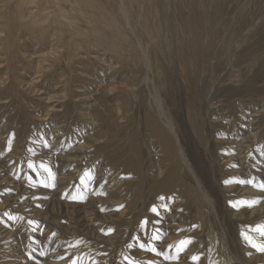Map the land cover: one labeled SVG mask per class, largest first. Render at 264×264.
<instances>
[{"label":"rangeland","instance_id":"374dc122","mask_svg":"<svg viewBox=\"0 0 264 264\" xmlns=\"http://www.w3.org/2000/svg\"><path fill=\"white\" fill-rule=\"evenodd\" d=\"M104 1L110 14L27 2L48 31L22 25L16 46L18 0L0 1V264H264L242 235L264 245V0H163L157 33L151 0ZM192 106L206 145L188 127ZM153 123L181 162L160 152Z\"/></svg>","mask_w":264,"mask_h":264},{"label":"bare ground","instance_id":"6f19581e","mask_svg":"<svg viewBox=\"0 0 264 264\" xmlns=\"http://www.w3.org/2000/svg\"><path fill=\"white\" fill-rule=\"evenodd\" d=\"M0 1H5V0H0ZM12 1V0H11ZM14 1V0H13ZM29 1H31V0H18V2H17V8H18V11L13 15V14H10V12H8L9 14H10V16L12 15V17H13V19H12V21L11 22H9V31H10V39L9 40H11V42L13 43V44H15V46H16V44H18L17 42H16V39H17V35L18 34H20L21 33V31H20V33H18L19 32V28L20 27H23L22 25H24L27 29H28V31L31 33V32H35V31H40L41 33H47L46 31H48V30H45V28H44V26H41L40 25V22L42 21V19H43V15H41V12L40 11H38V12H40L37 16H33L34 17V20H28L29 18V16H28V13H26V11L24 10V7H25V4L27 3V2H29ZM59 1H61V0H59ZM87 1L90 3L88 6H86L88 3H87ZM109 1V0H108ZM123 1V0H122ZM144 1V0H143ZM146 1H149V0H146ZM56 2V1H55ZM74 2H77V3H74ZM107 2V1H106ZM104 0H95V1H90V0H70V2L69 3H67V5L65 6V5H63V8H72V5H74L78 10H81V12L83 11L84 12V10L85 11H87V10H90V9H92L94 6H95V4H96V6H98V7H100L99 9L101 10V12L103 13V14H106V11L108 12V10H110V7L108 6V4L106 3ZM110 2V1H109ZM112 2V1H111ZM110 2V3H111ZM118 3H119V1H117ZM124 2V1H123ZM139 2V1H138ZM156 2V3H155ZM155 2H154V0H151L150 2H147V3H150V4H148V5H146V4H144V5H146V8H145V10H147L149 13H152V11H153V14H155L154 15V19L156 18L157 19V17L158 16H156L157 14L159 15V21L157 20V24H155L153 21H152V23H154V25H156V26H153L154 28H155V33H157V32H160L161 31V29H162V32H163V29H165L166 30V27H165V25L166 24H164L163 25V23L161 22V19H162V17L161 16H163V14H164V9H163V7H165V8H167L166 7V5L164 4V2H163V0H160V3H159V0H155ZM16 3V2H15ZM46 3V2H45ZM137 3V2H136ZM4 4V3H3ZM8 4H11V3H8ZM124 4V3H123ZM133 4V7L136 9V7L134 6V4L135 3H133L132 1L130 2V6ZM138 4V3H137ZM156 4V5H155ZM16 5V4H15ZM46 5V4H45ZM44 5V6H45ZM56 5H58V4H56ZM1 6V5H0ZM111 6V5H110ZM121 6H122V2H121V5H120V8H121ZM126 6V5H125ZM124 6V7H125ZM153 6H154V8H153ZM163 6V7H162ZM7 7V6H6ZM43 7V6H42ZM113 7H115V5L113 6ZM137 7H138V5H137ZM140 7V6H139ZM33 8H34V6H33ZM144 8V7H143ZM124 9V8H123ZM139 9V8H138ZM168 9V8H167ZM35 10V9H34ZM114 10H116V9H114ZM3 11H4V8H0V14H3ZM48 11V10H47ZM99 11V10H98ZM117 11V10H116ZM121 11V10H120ZM126 11V10H125ZM139 11V10H138ZM32 13L31 14H33L34 12H33V10L31 11ZM100 12V13H101ZM110 12V11H109ZM108 12V13H109ZM131 12H133V11H128L127 12V14L128 13H131ZM12 13V12H11ZM51 13V12H50ZM49 13V14H50ZM53 13V12H52ZM88 14H89V16H90V19H92V20H94L98 15L96 14V13H94V12H87ZM101 13V14H102ZM111 13V12H110ZM109 13V14H110ZM120 13V12H119ZM139 13V12H138ZM144 13V12H143ZM35 14V13H34ZM78 14V13H77ZM145 15H147L146 14V12L144 13ZM160 14H161V16H160ZM175 15V14H174ZM5 16H7V15H5ZM9 16V15H8ZM118 17L120 16V15H117ZM121 16H122V14H121ZM134 16H136V15H134ZM133 16V17H134ZM156 16V17H155ZM1 17V16H0ZM112 17V16H111ZM110 17V18H111ZM114 17H116V15L114 16ZM132 17V18H133ZM32 18V17H31ZM109 18V19H110ZM126 18V17H125ZM136 18H138L137 16H136ZM148 18V17H147ZM1 19V18H0ZM156 19H155V21H156ZM45 20V19H44ZM86 22L87 21H91L92 22V20H87V19H84ZM117 20H119V18L117 19ZM123 20H124V18H123ZM137 20V19H136ZM10 21V20H9ZM51 21V20H50ZM108 21H110V20H108ZM111 21H113V20H111ZM168 21L170 22V18H168ZM222 21V20H221ZM7 22V21H6ZM47 22V21H46ZM52 22V21H51ZM124 22H125V20H124ZM148 22V21H147ZM53 23V22H52ZM101 23V22H100ZM48 24V23H47ZM111 24V23H110ZM148 24V23H147ZM171 24V23H170ZM4 25H5V23H4ZM3 25V26H4ZM153 25V24H152ZM1 26V25H0ZM6 26V25H5ZM49 26V25H48ZM47 26V27H48ZM172 26V25H171ZM5 28V27H4ZM6 28H7V26H6ZM49 28V27H48ZM106 30H107V28H105ZM127 29V28H126ZM193 30H196V29H193ZM27 31V30H26ZM179 31H181V30H179ZM38 32H35V33H38ZM106 31L104 30V33H105ZM176 32V31H175ZM103 33V34H104ZM112 33V32H111ZM179 34V33H178ZM7 35V34H6ZM21 35V34H20ZM94 35V34H93ZM107 35V34H106ZM106 35H102V36H106ZM109 35V34H108ZM111 35V34H110ZM4 37V36H3ZM171 37V38H170ZM202 37V36H201ZM19 38H20V36H19ZM165 40H168L169 42H172V41H174V36H173V34L172 35H168L167 34V36H165ZM222 38V37H221ZM177 39V38H176ZM184 39V38H183ZM196 39H198L199 41L201 40V38L199 37V36H195V40ZM2 41H4L3 39H2ZM6 41H8V40H6ZM19 41V40H18ZM162 41V40H161ZM139 42V41H138ZM216 43V42H215ZM136 45V44H135ZM135 45H131L130 47H132V46H135ZM141 46V45H140ZM9 47V46H8ZM113 47H114V45H113ZM116 47H118V45L116 46ZM189 47V46H188ZM18 48V47H17ZM69 48V47H68ZM79 48V47H78ZM132 48H134V47H132ZM136 48V47H135ZM139 48V46L136 48V50H135V52L137 53V51L139 50L138 49ZM189 48H193V49H196L197 48V45H196V43H195V41H194V43L189 47ZM9 49V48H8ZM73 49H75V48H73ZM138 49V50H137ZM140 49H142L141 47H140ZM20 50H21V48H20ZM80 50V49H79ZM118 50H119V48H118ZM123 50H125V48H123ZM129 50V49H128ZM131 50V49H130ZM129 50V51H130ZM146 50V49H145ZM149 50V49H148ZM11 51V50H10ZM9 50H8V52H10ZM15 51V50H14ZM119 51H121V50H119ZM184 51H186V53L187 54H185L183 57H185V56H188V54H191V52L190 51H192V50H187V49H184ZM184 51L182 50V52L184 53ZM124 52H126L127 53V51H124ZM194 52V51H193ZM12 53V52H11ZM129 53V52H128ZM136 53H134V54H136ZM138 53H141V50H140V52H138ZM133 54V53H132ZM131 54V55H132ZM133 54V55H134ZM166 54V53H165ZM196 54V53H195ZM138 55V54H137ZM139 55H141V54H139ZM144 55V54H143ZM142 55V56H143ZM129 56V55H128ZM146 56V54L144 55V57ZM13 57H14V55H13ZM130 57V56H129ZM136 57V56H135ZM134 57V58H135ZM132 58V57H131ZM136 58H138V57H136ZM146 58V57H145ZM17 59V58H16ZM127 59V58H126ZM129 59V58H128ZM148 59V58H147ZM161 58H160V56L158 57V60L157 61H159ZM181 59V58H180ZM183 59V58H182ZM132 60V59H131ZM130 61V60H129ZM14 62L16 63V61L14 60ZM161 62V61H160ZM163 62V61H162ZM15 63H14V65H15ZM180 63H181V68H183V70L185 71V68L183 67V65L182 64H184V60H182V61H180ZM145 64V63H144ZM161 64V63H160ZM165 64V63H164ZM167 64V63H166ZM13 65V66H14ZM17 65V64H16ZM169 65V64H168ZM146 66V65H145ZM171 67V66H170ZM12 68V67H11ZM15 68V67H14ZM13 68V69H14ZM162 69V68H161ZM15 70V69H14ZM177 70V69H176ZM170 72V71H169ZM186 79V78H185ZM166 86V85H165ZM162 91H163V89H162ZM165 91V90H164ZM167 91V90H166ZM197 105V104H196ZM156 108V107H155ZM201 110V109H200ZM200 112V111H199ZM198 112V109L196 108V107H190L189 108V111H188V116H189V119H190V121H189V123L190 124H188V127L189 128H191L192 127V129H194V134H195V136H196V138L198 139V141L201 143V144H204V145H206V143H207V137H206V134H207V131H206V129L204 128V126H203V122H202V120H203V115L202 114H200ZM158 113V112H157ZM103 114V113H102ZM148 116V115H147ZM160 118V117H159ZM141 120V119H140ZM18 124V123H17ZM140 124V123H139ZM191 126V127H190ZM185 127H187V126H185ZM153 130H155V138H156V142H157V144L159 145V148L161 149L160 150V152L161 153H164L165 154V156L164 157H166L168 160H170L171 162L172 161H175L176 162V160H177V162H181V160H180V147H178L179 145H178V140H176L177 138L172 134V131L171 130H169L168 129V127L166 126V125H164V128L162 127V125H156V123H153ZM135 133L137 134L136 136H139L138 135V133L135 131ZM213 135H214V133H213ZM133 138V137H132ZM138 139V138H137ZM134 141V140H133ZM139 141V140H138ZM222 143H224L223 142V140H221V142H218V143H216V144H222ZM132 144V143H131ZM130 144V145H131ZM138 145H139V142L137 143ZM224 145V144H223ZM222 145V146H223ZM226 145H228V144H226L225 143V145L224 146H226ZM132 146H135V145H132ZM131 147V146H130ZM227 147V146H226ZM158 148V149H159ZM118 152V151H117ZM119 153V152H118ZM20 154V153H19ZM157 154V153H156ZM163 155V154H162ZM130 156V155H129ZM161 158H163V157H161ZM222 159V158H221ZM224 160V159H223ZM222 161V160H221ZM164 162V161H163ZM12 163V162H11ZM127 165H129V164H127ZM168 165V164H167ZM169 166H170V164H169ZM221 166V165H220ZM161 169V168H160ZM168 170V169H167ZM231 174H232V172H231ZM192 192V191H191ZM249 192V191H248ZM197 193V192H196ZM198 194V193H197ZM194 195V194H193ZM197 197V196H196ZM196 199H198V198H196ZM200 199V198H199ZM199 203V202H198ZM202 204H203V202H202ZM204 205V204H203ZM206 206V205H205ZM197 213H199V212H197ZM34 214V213H33ZM199 215V214H198ZM202 219V218H201ZM214 237H215V235H214ZM217 237V236H216ZM217 240V238H214V240ZM215 240V241H216ZM212 241V240H211ZM215 241H213V242H215ZM10 244H14V246H13V248H15L17 245H15V242H12V243H10ZM215 244H218V242H216ZM217 246V245H216ZM210 247V246H209ZM213 247V246H212ZM221 249H224V248H221ZM221 251V250H220ZM216 254V253H215Z\"/></svg>","mask_w":264,"mask_h":264},{"label":"snow or ice","instance_id":"6c2138e0","mask_svg":"<svg viewBox=\"0 0 264 264\" xmlns=\"http://www.w3.org/2000/svg\"><path fill=\"white\" fill-rule=\"evenodd\" d=\"M9 143H11V141H9ZM28 166H29L30 168L33 167L31 161H29ZM42 167H43V165H42ZM49 174L51 175L50 170H49ZM228 182H231V181H226V183H228ZM238 182H239V183L250 184V183H253V180H247V181H243V180H241V181H238ZM255 186H256V187H259V188H261V189H264V182L257 183V184H255ZM160 199L163 201L164 197H160ZM253 203H255V201H253ZM234 206H235V205H234ZM121 207H122V206H121ZM161 208L163 209V211H170V210H171V209L168 207L167 204H162L160 207H157V206L154 205V206L151 208V211H152L153 213H155L157 216H160V215H161ZM5 215H6V216H9V219H16V217H12V216H10L8 213H5ZM29 223L31 224V223H33V222H32V221H29ZM145 223H146V221H145ZM142 226H143V225H142ZM108 231L111 232L112 229H109ZM256 231H259V232L261 233V235H264V226H259V225H258L257 228H256ZM242 235L245 236V240H246V242L249 243L252 247L257 248V250H259V251H261V252H264V245H260V244L255 243V242L252 240L251 237L247 236V235L244 234V233H242ZM152 239H153V240L159 239V236H158V235H154V236L152 237ZM191 242H192V241H191L190 238L179 241V242H178L179 245H180V249H179V250L182 251L183 248L186 247V246H187L188 244H190ZM128 247L131 248V247H133V245H132V244H129ZM139 247L142 248V249H148V250H150V251H152V252H156V251H157L156 248H155V247H152L150 244L146 245V244H144V243H140V244H139ZM157 254L160 255V254H162V253H157ZM41 255H43V253H41ZM29 256L31 257V253H29ZM169 258H173V259H174L175 257H168L167 255H165V259H169ZM199 258H200L199 255H193V256L191 257V259H192L193 261H198ZM124 260L128 261V264H140V262H138V261H134V260H133L131 257H129V256H125V257H124ZM148 264H154V262H148ZM210 264H211V262H210Z\"/></svg>","mask_w":264,"mask_h":264}]
</instances>
